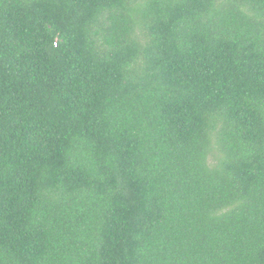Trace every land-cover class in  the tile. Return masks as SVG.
Returning <instances> with one entry per match:
<instances>
[{
    "label": "trees",
    "instance_id": "16d2710c",
    "mask_svg": "<svg viewBox=\"0 0 264 264\" xmlns=\"http://www.w3.org/2000/svg\"><path fill=\"white\" fill-rule=\"evenodd\" d=\"M0 264H264V0H0Z\"/></svg>",
    "mask_w": 264,
    "mask_h": 264
}]
</instances>
